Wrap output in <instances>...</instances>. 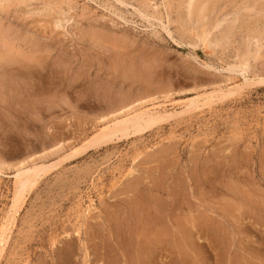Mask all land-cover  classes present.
I'll return each instance as SVG.
<instances>
[{
	"label": "rangeland",
	"instance_id": "obj_1",
	"mask_svg": "<svg viewBox=\"0 0 264 264\" xmlns=\"http://www.w3.org/2000/svg\"><path fill=\"white\" fill-rule=\"evenodd\" d=\"M8 1L0 9V218L14 176L48 170L1 264H84L86 251L94 259L102 249H113L107 264H117L122 242L135 258L144 242L174 247L160 249L156 264H264V0H222L207 23L239 21L231 42L209 55L187 36L180 0ZM47 4L50 16L40 13ZM250 28L263 38L245 84L228 69L253 39ZM235 84L241 91L206 108L83 148L131 106L181 113Z\"/></svg>",
	"mask_w": 264,
	"mask_h": 264
},
{
	"label": "bare ground",
	"instance_id": "obj_2",
	"mask_svg": "<svg viewBox=\"0 0 264 264\" xmlns=\"http://www.w3.org/2000/svg\"><path fill=\"white\" fill-rule=\"evenodd\" d=\"M7 1L8 0H0V9L1 10H4L7 7L6 3L10 2V1H8V2ZM21 1L23 2V0H21ZM221 1L222 0H180L179 4L177 5V9L180 12H182V14H183V20H185L186 23H190L191 24L189 29L186 28L188 30L187 31L188 33L187 32L186 33L189 34V35H187V34L186 35L190 36V38H192V40L194 42V45L196 44V45L201 46V48H203V50L205 51L206 55L211 54L216 49V47H218L220 45L222 46L223 44L225 45V43H228V42L230 43L231 42L230 40H232L231 38H232V36L234 34V31L237 29V24H238L239 19L236 18V17H235L234 20H232L229 23H228L229 20L227 19L228 17L224 18L223 20H218V21L215 20L211 25L207 23L209 21V17L212 15V13L216 12V10L218 9V5L220 4ZM119 2H121V1H119ZM122 2H124V1H122ZM260 2L258 1V3H260ZM122 4H125V3H122ZM125 5H127V4H125ZM48 7H50V6H48V4H47L44 9L40 10V13H42V15H44V16H50L52 14V10H50ZM169 7H172V6L170 5ZM171 9H173V8H171ZM244 9L249 14L252 11H254V6L253 5L252 6L249 5L246 8L244 7ZM136 10H135V12H137ZM140 12H141L142 16H144V18L146 17L145 19H147V16H149V15L147 14V16H145L146 15L145 11L143 12V13H145V15H143L142 11H139V13ZM57 14L56 15L57 16H61V18H63L62 16H66V13L64 11H62V10H59L57 12ZM261 14H263V13H261ZM149 18L153 19L152 17H149ZM159 20L160 19H158V21ZM225 23H228L227 24V28H226V32L223 34V36L221 38H216L215 37L216 40H213V36H214V33H215L214 31L220 30L222 25H224ZM254 23L256 24L257 22H254ZM248 26L245 29H247ZM251 27H253V26L251 25ZM168 28L169 27H167L166 25L164 26V30L166 29L167 34L170 37H172V33H171V31ZM255 30L258 31V28L255 29ZM247 31L250 32V33L248 32V34H251V32H252L251 36H253L252 37L253 39L250 38V39L245 40V42H244L245 50L243 52L241 51L242 53H239L240 51L236 52L238 50L235 51L236 53L233 52V57H234V59H236L237 65H235L233 67L230 66L231 68L228 69L229 72H232L234 69H239V72L241 71V73H242V75L244 77V83L245 84L249 83V79L246 77L245 74H246L247 70L249 69V67L251 65L250 62L251 61H257V59L260 57V52H261L262 46L261 45L259 46L258 41L260 39H258V38H263L262 37L263 35H260V37H258V35H257L258 33L256 31H254V30H251V28L248 29ZM256 35H257L258 38L256 37ZM253 44H258L257 47H259V48H257L258 50H256L255 52L252 50ZM234 73H236V71ZM241 88H242L241 85H236L235 84V86L233 85V87H229L226 92H225V90L221 89V90H219V92L213 93V94L208 95V96L205 95L206 97L204 96L203 98H197L195 100L188 101V102L182 104V112L181 113L179 112V113H176V114L175 113H167L165 111H162V108L164 107L163 105H161L163 107L157 105V106H153V108H148V107L146 108V106L141 108L143 103H142V105L131 106L132 108L129 107V108L126 109V111H124V112L122 111V113L118 114V116H120L121 118H115L114 121H111V123L109 125H107V127L105 126V129H103L102 131L98 132V134L95 135L93 140L89 141V142H91L90 144L84 143V144H88V145H86V146L84 145L83 148H85L87 146H91L92 147L93 145L95 146V145H101V144H105V143H110V142H113L114 140H121V138L128 137L129 135L140 134V133H143V132L147 131L148 129L151 130L152 127H154L158 123L160 124V122H162L166 117L170 118L172 116L171 118H173L175 115H179V116L180 115H184V114H187V113H191V111L198 110L201 107L210 106L212 104V102H214L215 97H221V99H222V98H226V97L232 96L238 90H240ZM153 102H155V101H153ZM180 106H179V108H180ZM173 109H175V108H173ZM118 116H116V117H118ZM169 118H167V119H169ZM80 148H82V147H80ZM79 150H81V149H79ZM79 150L77 152L75 151V153L79 154V152H80ZM82 152H80V153H82ZM70 156H72V154ZM76 157H77V155H76ZM72 158H75V156L74 157L73 156L69 157V159H72ZM0 166H1V164H0ZM45 168L46 167H34V168L26 169V170H24V168H23V170H20L19 173L16 174V176H14L15 184L13 186L14 187V193H13V197H12V200H11V205L8 208V210L5 212L3 218L2 217H1L2 219L0 218V220H1L0 221V264H1L2 260L4 259L6 251L8 249L12 231H13V229L15 227V224L17 222V219H18V216L20 214V211L23 208V206L25 204V201L27 200V196L29 197V194L35 189V187L39 184V182L43 179V177L46 176V174H47L46 170H48V168L47 169H45ZM159 205H161V204H159ZM151 223L153 224L152 221H151ZM151 223H150V225H152ZM211 225H213V224H211ZM125 231H126V229H125ZM127 231H129V229ZM188 234L190 235L191 233H188ZM138 235H139V233H138ZM141 237H142V235H141ZM154 237H155V235L153 236V239H154ZM156 237H157V235H156ZM164 237H165V235H164ZM166 238H168V237H166ZM120 239H122V238H120ZM141 239H143V238H141ZM160 239H161V237H160ZM189 239L192 240V242H194L193 238L192 239L189 238ZM156 240L157 239H155L154 241H156ZM164 240H165V238H164ZM176 240H177V237H176ZM162 242H163V240H162ZM162 242H158V243L162 244ZM167 242H169V241H167ZM119 243H121V242H119ZM126 243L124 242V244H123V242H122V244H119V249L121 250L122 255H120V257H119L120 259L118 258L117 264H156L158 252L160 251V249L161 250H165L166 248H168V250L166 249V251H169V250H173V248H174V247L173 248L170 247L168 244L166 245L167 246L166 247L164 242H163L164 245L162 244L161 248H158L159 246H157L156 244L154 245L155 242L152 243L153 245L151 243H149V242H147V243L144 242L143 244L140 242L141 244H138L139 246L137 248L138 258L137 257L135 258L134 257L135 254L134 253H133V255L131 254V251L133 252V250H131V247L133 248V245H131L132 243H130V244H128V243L126 244ZM178 244H177V247L175 249L178 250V253L180 251L179 256L183 257V252L186 251V249H187L186 247H188V243L183 238L181 240V242H179ZM102 251H104V253H102ZM112 251H113V249H112ZM112 251L111 250H106L105 251L104 249L96 251L94 259H92L91 256L87 254L89 251L88 252L86 251L85 258H84V264H107L108 259L112 255H114ZM178 260L183 262L181 258H179ZM110 261H112V260H110ZM63 264H68V258L67 257H65L63 259Z\"/></svg>",
	"mask_w": 264,
	"mask_h": 264
}]
</instances>
